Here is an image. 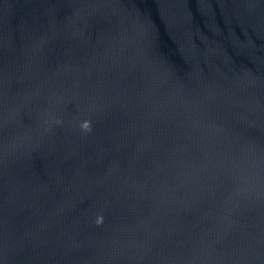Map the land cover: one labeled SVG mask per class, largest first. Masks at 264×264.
<instances>
[{
	"label": "clouds",
	"instance_id": "obj_1",
	"mask_svg": "<svg viewBox=\"0 0 264 264\" xmlns=\"http://www.w3.org/2000/svg\"><path fill=\"white\" fill-rule=\"evenodd\" d=\"M83 128L86 129V130H90V124L85 122L84 125H83Z\"/></svg>",
	"mask_w": 264,
	"mask_h": 264
}]
</instances>
